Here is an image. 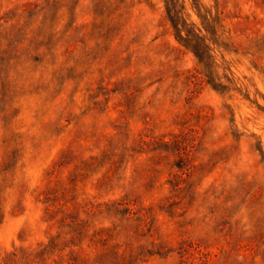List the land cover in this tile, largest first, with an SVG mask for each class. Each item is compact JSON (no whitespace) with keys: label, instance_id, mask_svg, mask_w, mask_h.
I'll list each match as a JSON object with an SVG mask.
<instances>
[{"label":"rangeland","instance_id":"374dc122","mask_svg":"<svg viewBox=\"0 0 264 264\" xmlns=\"http://www.w3.org/2000/svg\"><path fill=\"white\" fill-rule=\"evenodd\" d=\"M0 264H264V0H0Z\"/></svg>","mask_w":264,"mask_h":264},{"label":"trees","instance_id":"16d2710c","mask_svg":"<svg viewBox=\"0 0 264 264\" xmlns=\"http://www.w3.org/2000/svg\"><path fill=\"white\" fill-rule=\"evenodd\" d=\"M175 28H176L177 33H180V29L177 26H175ZM177 36H178V34H177Z\"/></svg>","mask_w":264,"mask_h":264}]
</instances>
